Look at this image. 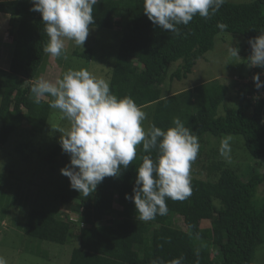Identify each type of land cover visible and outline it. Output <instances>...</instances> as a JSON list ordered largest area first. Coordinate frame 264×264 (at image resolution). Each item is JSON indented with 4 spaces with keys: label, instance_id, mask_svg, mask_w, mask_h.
I'll return each mask as SVG.
<instances>
[{
    "label": "trees",
    "instance_id": "1",
    "mask_svg": "<svg viewBox=\"0 0 264 264\" xmlns=\"http://www.w3.org/2000/svg\"><path fill=\"white\" fill-rule=\"evenodd\" d=\"M31 7L30 0H0V14L9 18L13 44L9 69L0 70V147L19 132L14 152L20 161L34 162L32 174L46 178L19 190L21 209L35 204L27 214L24 235L58 245L75 239L77 246L68 264H152L153 260L168 264L181 256L182 264L197 260L199 264H253L257 249L264 245V195L258 194L264 173L252 169L242 180L240 173L221 162L209 165L202 143L206 134L240 136L253 159H264V98H253L258 92L254 83L243 84L236 108L225 109L220 116L218 107L228 92L225 84L214 81L164 94L162 83L167 66L176 62L180 64L169 79H186L220 34L243 37V48L250 56L248 41L264 31V0H225L210 19L197 14L188 25H177L178 34L152 24L143 12V0H99L94 6L93 35L107 30L121 34L109 75L110 91L118 98L132 97L141 109L154 106L149 130L152 125L172 127L178 117L199 139V154L191 166V195L184 201L167 199L168 214L148 222L141 221L133 202L125 199L126 194L133 195L136 168L147 154L142 145L119 178L105 177L89 197L72 189L69 179L59 174L58 169L70 161L59 139L45 130L52 98L36 104L30 92L49 57L43 51L49 39L44 22ZM218 23L227 27L221 30ZM68 42V50L56 58L61 77L69 62L65 55L90 63L95 50L90 43L80 48ZM152 155L155 159V151ZM201 222L209 226L203 228Z\"/></svg>",
    "mask_w": 264,
    "mask_h": 264
},
{
    "label": "clouds",
    "instance_id": "2",
    "mask_svg": "<svg viewBox=\"0 0 264 264\" xmlns=\"http://www.w3.org/2000/svg\"><path fill=\"white\" fill-rule=\"evenodd\" d=\"M30 3V10L40 13L49 38L43 51L59 58L66 41L82 48L94 23V6L99 0H30ZM224 3L225 0H143V12L152 24L178 34L177 25H188L197 14L210 19ZM218 27L223 30L227 25L218 23ZM248 44L251 48L248 66L264 70V31ZM227 51L231 57L241 59L238 47L229 45ZM253 73L258 91L253 96L264 98L260 95L264 92V71ZM30 92L36 104L51 97L49 107L59 110L60 118L69 121L70 128L58 130L61 150L70 161L60 172L69 179L70 187L85 198L96 191L105 177L119 178L136 159L140 145L147 154L136 168L133 195L126 194L125 199L133 202L141 221L167 215V199L184 201L191 195V166L199 154L200 143L180 118H174V126L167 129L152 125L146 131L143 126L146 113L134 99L118 98L110 91L109 81L86 68L69 69L54 81L39 78L31 83ZM231 141V135L223 137L219 148L220 155L229 161ZM2 168L0 162V171ZM183 259L174 258L168 264H182ZM0 264H8L5 257L0 256ZM152 264L163 261L153 260Z\"/></svg>",
    "mask_w": 264,
    "mask_h": 264
},
{
    "label": "rangeland",
    "instance_id": "3",
    "mask_svg": "<svg viewBox=\"0 0 264 264\" xmlns=\"http://www.w3.org/2000/svg\"><path fill=\"white\" fill-rule=\"evenodd\" d=\"M229 1L233 3H248L251 0ZM3 18L6 19V27L4 29ZM8 19L7 15L0 14V61L5 64V66L0 64L1 71H7L9 69L13 52V44L8 33L10 26L9 22L7 25ZM94 30V28H90L89 36L85 42V44L90 43L95 49L93 50L92 61L86 63L81 59L71 58L67 54L65 55V59L69 60V62L62 69L67 72L69 69L79 70L86 68L96 77L109 81L111 68L115 63L118 53L121 34L118 33L119 31L107 30L98 31L99 35H93ZM68 43V41L65 42L66 50H68ZM229 45L239 48L238 54L241 59L231 57L228 54L227 49ZM244 45H246L244 38L238 35L228 33L218 35L215 38L214 48L197 61L192 73L186 79L180 81H171L169 79V75L177 69L180 62L168 65L166 68L168 76H166L162 83L164 94L179 93L181 90L215 81L225 84L228 87L226 98L218 107V115L222 116L225 109L236 108L240 99L239 91L241 90V86L243 84L253 83L252 77L255 74L253 73L254 67H249L247 64V58L249 56L246 55L247 51L245 50L246 47L243 48ZM48 56V76L41 75L36 80L45 78L54 81L57 78H61L62 71L56 62V58L50 55ZM44 68L41 66L39 70L44 71ZM0 78H2L1 73ZM252 97L248 98L252 99ZM253 98L256 97L254 96ZM142 110L146 113V120L143 122V126L148 131L152 122L154 106L143 107ZM60 116L61 113L59 110L51 109L45 128L48 136L59 139L61 135L58 132L59 128H70L69 121L66 119L62 120ZM19 136V132L12 133L8 142L0 147V162L3 163L2 171H0V256L5 257L8 264H68L71 252L77 246L75 239L71 243L58 245L51 242L30 239L24 235L27 214L35 207V204L34 202L31 203L30 207L27 205L25 207L26 211L21 209L24 207V203H22L23 196L19 190L24 189V187H30L33 180L41 182L46 178L32 174L34 170L32 168L35 167L34 162L31 165L19 160V156L14 152ZM223 137L225 136L213 137L207 134L204 135L202 148L204 149L203 154L207 158L206 162L209 165L212 162H221L226 167L240 173L242 180L247 179L252 169H255L259 174L264 173V159H253L246 151L240 136L232 135L231 160L229 161L222 157L219 153V148ZM27 167L29 169H26ZM58 172L62 176L60 169H58ZM55 178H57V175ZM36 187L30 188V190L35 191ZM258 194L264 195V183L259 186ZM262 198L256 200V203H260L263 200ZM72 218L76 219V216L72 215ZM208 226L209 223L201 222V227L205 228ZM253 264H264V245L257 249Z\"/></svg>",
    "mask_w": 264,
    "mask_h": 264
},
{
    "label": "crops",
    "instance_id": "4",
    "mask_svg": "<svg viewBox=\"0 0 264 264\" xmlns=\"http://www.w3.org/2000/svg\"><path fill=\"white\" fill-rule=\"evenodd\" d=\"M3 22H4V23H3V24H4V25H3V29H4V27H6V19H5V18H3ZM8 22H9V21L7 20V25H8ZM0 64L3 65V66H5V64H3V62H1V61H0ZM48 66H49V64L47 63L46 66H45V68H44L43 73L41 74L42 76H45V75H46V77L48 76V74H47V68H48ZM41 75H40V76H41ZM49 77H50V76H49ZM50 78H51V77H50Z\"/></svg>",
    "mask_w": 264,
    "mask_h": 264
},
{
    "label": "built area",
    "instance_id": "5",
    "mask_svg": "<svg viewBox=\"0 0 264 264\" xmlns=\"http://www.w3.org/2000/svg\"><path fill=\"white\" fill-rule=\"evenodd\" d=\"M260 95H261V97H264V92L262 91V92L260 93Z\"/></svg>",
    "mask_w": 264,
    "mask_h": 264
}]
</instances>
